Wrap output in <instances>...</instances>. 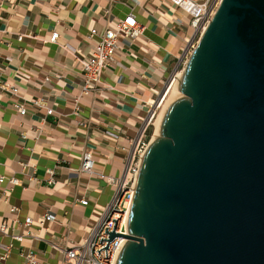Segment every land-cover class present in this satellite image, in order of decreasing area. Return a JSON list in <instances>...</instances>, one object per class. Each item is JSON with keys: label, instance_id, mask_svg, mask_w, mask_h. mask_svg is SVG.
<instances>
[{"label": "crops", "instance_id": "0c3cea01", "mask_svg": "<svg viewBox=\"0 0 264 264\" xmlns=\"http://www.w3.org/2000/svg\"><path fill=\"white\" fill-rule=\"evenodd\" d=\"M129 14L142 36L120 38L102 93L81 96L76 59L90 52L89 30L103 33ZM53 32L56 43L49 42ZM191 35L187 17L164 0H0V176L19 181L0 184V223L23 236L18 242L0 233V257L11 245L0 264H27L29 251L38 264H67L62 251L84 242L114 194L99 176L125 171L122 149L132 150ZM16 102L25 103V116ZM85 152L94 162L89 176L79 173ZM47 214L55 220L40 229Z\"/></svg>", "mask_w": 264, "mask_h": 264}, {"label": "water", "instance_id": "95a60500", "mask_svg": "<svg viewBox=\"0 0 264 264\" xmlns=\"http://www.w3.org/2000/svg\"><path fill=\"white\" fill-rule=\"evenodd\" d=\"M139 167L116 264H264V0H222ZM97 251L100 254V251Z\"/></svg>", "mask_w": 264, "mask_h": 264}, {"label": "built area", "instance_id": "2783aa9c", "mask_svg": "<svg viewBox=\"0 0 264 264\" xmlns=\"http://www.w3.org/2000/svg\"><path fill=\"white\" fill-rule=\"evenodd\" d=\"M172 5L177 10L181 11L188 19V25L192 31L190 38L185 40L184 48L181 57L179 58L178 69L173 76L172 80L179 79L178 75L181 73L185 63L189 59L196 48L201 35L210 23L212 17L216 13L222 0H164ZM88 40L91 43L90 52L86 56L77 58V62L80 65V70L83 75V83L80 91L81 96H95L102 93L103 89V77L107 67L114 61L116 52L120 49L119 39H129L131 42L136 41L142 36L143 27H141L135 20L132 14L127 15L124 19L118 20L112 29H107L103 33H98L96 29L89 30ZM59 39V35L56 32L51 34L49 39L50 43H56ZM181 69V70H180ZM10 92L13 95H18V90L10 87ZM160 97V95H159ZM158 97V98H159ZM157 98V99H158ZM159 101V99H158ZM77 102V100H76ZM159 103V102H158ZM31 105L39 106L38 101H31ZM155 101L150 105L148 120L146 124L139 129L138 136L132 141V150L127 151L122 149L126 154V166L125 171L118 178L102 176L99 177L110 185L114 194L111 198V202L103 211V214L96 226L92 227L91 231L87 235L84 242L78 245H73L68 249H64V259L67 264H116L117 258L121 249L125 244V239L115 238L108 244L106 250L107 257H105V250H101L107 244L108 236L113 231L114 223L116 221L114 232L121 235L127 234V221L134 197V189L136 179L141 164V160L147 150L151 141L156 137L155 131L152 134L148 133V128L154 118L155 111L153 106ZM159 105V104H158ZM15 109L19 116L26 115L25 103L16 102ZM78 112V107L76 106ZM47 115L53 113L52 109H47ZM111 136H114L111 134ZM93 157L91 152H85L82 156V163L79 169V173L82 175L93 174ZM50 179L49 183H53V172L48 171ZM7 182L11 186L19 184V181L14 177L0 176V184ZM88 201H80V205L87 206ZM16 208L11 207L10 212L15 214ZM55 218L49 214L45 215L39 223L40 229L45 224L53 222ZM24 226L30 227L33 224V220L30 217L25 218ZM107 228V233L105 229ZM0 233L2 235L9 236L18 242L23 241V236L10 234V227L8 221L0 223ZM35 238V237H33ZM37 238V237H36ZM35 238V239H36ZM11 245L8 246L4 252V255L0 257L1 260H6L9 255ZM100 251V254L97 251ZM25 258L27 264H38L36 255L33 251H29Z\"/></svg>", "mask_w": 264, "mask_h": 264}, {"label": "rangeland", "instance_id": "374dc122", "mask_svg": "<svg viewBox=\"0 0 264 264\" xmlns=\"http://www.w3.org/2000/svg\"><path fill=\"white\" fill-rule=\"evenodd\" d=\"M181 70V69H180ZM179 80V79H176V81ZM174 80L170 79L167 84L164 86L163 88V91L160 93V97L158 98L157 100H155V104L153 106V110L155 111V114H154V118L152 119L151 121V124L148 128V133L149 134H152L154 131H155V126H154V123L155 121L157 120V117L161 114V112L163 111L164 107L167 106V108L169 107V105L171 103H173L175 100H177L178 98L181 97V94L179 92H176L172 95H170L166 100L165 102L163 103L162 102V99L163 97L165 96L166 94V90L168 89L167 87L170 86L171 82H173ZM178 83H176L177 85ZM169 85V86H168ZM167 88V89H166ZM159 102V103H158ZM159 104V105H158Z\"/></svg>", "mask_w": 264, "mask_h": 264}, {"label": "bare ground", "instance_id": "6f19581e", "mask_svg": "<svg viewBox=\"0 0 264 264\" xmlns=\"http://www.w3.org/2000/svg\"><path fill=\"white\" fill-rule=\"evenodd\" d=\"M181 75V73L178 75V78L180 79V76ZM178 81L179 80H177L176 81V79L173 81V82H171V84H170V86L169 87H167L166 89V94H165V96L163 97V99H162V102L164 103L165 102V100L170 96V95H172V94H174V93H176V92H178V84L176 85V83H178ZM167 110V106L166 107H164V109H163V111L161 112V114L157 117V120L155 121V123H154V126H155V136H158V134H159V127H160V124H161V121H162V118H163V116H164V113H165V111Z\"/></svg>", "mask_w": 264, "mask_h": 264}]
</instances>
